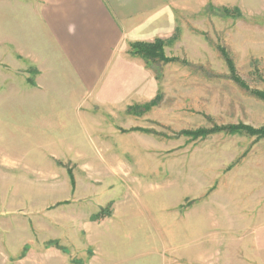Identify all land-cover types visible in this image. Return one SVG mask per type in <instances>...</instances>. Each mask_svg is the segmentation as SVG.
Segmentation results:
<instances>
[{
    "label": "rangeland",
    "instance_id": "obj_1",
    "mask_svg": "<svg viewBox=\"0 0 264 264\" xmlns=\"http://www.w3.org/2000/svg\"><path fill=\"white\" fill-rule=\"evenodd\" d=\"M1 5L0 264H264V138L182 134L264 125L216 50L264 91V0L185 14L165 47L175 61L137 57L153 96L106 109L39 83L6 41L21 16Z\"/></svg>",
    "mask_w": 264,
    "mask_h": 264
},
{
    "label": "crops",
    "instance_id": "obj_2",
    "mask_svg": "<svg viewBox=\"0 0 264 264\" xmlns=\"http://www.w3.org/2000/svg\"><path fill=\"white\" fill-rule=\"evenodd\" d=\"M250 1L0 0V5L21 16L22 23L7 28L6 41L30 53L40 76L48 77L39 83H63L67 94L59 97L79 104L90 99L95 108L106 109V103L123 104L131 92L138 91L134 99L140 101L156 91L151 71L131 56L130 44L169 39L185 14L209 4L235 7Z\"/></svg>",
    "mask_w": 264,
    "mask_h": 264
},
{
    "label": "trees",
    "instance_id": "obj_3",
    "mask_svg": "<svg viewBox=\"0 0 264 264\" xmlns=\"http://www.w3.org/2000/svg\"><path fill=\"white\" fill-rule=\"evenodd\" d=\"M228 11V10H224ZM234 12H236L237 16L241 15V11L239 9H235ZM179 38V29L176 30L174 36L169 39H156L153 42H133L130 44V54L133 57H139L146 60L147 63H151L152 61H162L165 63H169L172 61H175L174 58H168L165 55V47L167 45H170L173 41ZM216 50L218 53H220L222 59L224 60L225 64L227 65L228 70L230 71V77L235 84L239 85L242 89L246 90L249 94H251L253 97L261 100L264 102V91H256V90H250L248 85L242 81V79L237 75L235 63L232 59L231 55H229L227 49L219 45L216 47ZM156 101H152L148 106L149 108L151 106H156ZM151 105V106H150ZM147 105L139 106L138 109H144L148 108ZM231 132V133H243L249 136H256L257 139H263L264 138V125L259 128H254L248 125L244 124H238V125H228V126H221V127H215L213 130L208 129H197V130H188L183 131L182 134L184 136H188L192 139H198V138H205L207 135L211 133H218V132Z\"/></svg>",
    "mask_w": 264,
    "mask_h": 264
}]
</instances>
